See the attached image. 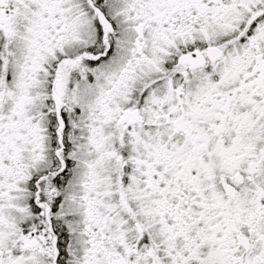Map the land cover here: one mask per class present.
Listing matches in <instances>:
<instances>
[{"label": "snow or ice", "instance_id": "snow-or-ice-1", "mask_svg": "<svg viewBox=\"0 0 264 264\" xmlns=\"http://www.w3.org/2000/svg\"><path fill=\"white\" fill-rule=\"evenodd\" d=\"M0 264H264V0H0Z\"/></svg>", "mask_w": 264, "mask_h": 264}]
</instances>
